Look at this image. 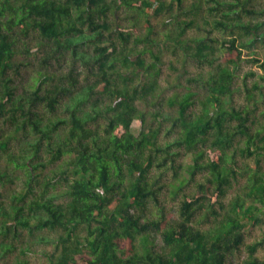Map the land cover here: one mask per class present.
Instances as JSON below:
<instances>
[{
	"label": "trees",
	"instance_id": "16d2710c",
	"mask_svg": "<svg viewBox=\"0 0 264 264\" xmlns=\"http://www.w3.org/2000/svg\"><path fill=\"white\" fill-rule=\"evenodd\" d=\"M261 3L0 0V264H264Z\"/></svg>",
	"mask_w": 264,
	"mask_h": 264
},
{
	"label": "rangeland",
	"instance_id": "374dc122",
	"mask_svg": "<svg viewBox=\"0 0 264 264\" xmlns=\"http://www.w3.org/2000/svg\"><path fill=\"white\" fill-rule=\"evenodd\" d=\"M261 7H264V0H261ZM264 20V17H263ZM154 21V20H153ZM195 33L191 32V36H194ZM259 58L261 61L259 63H255L253 62L252 58ZM171 57H166L165 58V63L164 65H162V75H161V85H162V90L165 89V93L166 95H170L172 94L175 90L176 87H179V83L180 82H184V81H178L177 80V75L179 73H184V71H189V72H195L197 71V69H199V66L196 62H192L189 61L187 62L185 65L183 63H179V65L177 66L178 71H174L169 67V61H170ZM263 62V51L261 49H256V52H253L249 49H243L242 51V62H241V69H240V78H244V76L246 75V73H248L249 71L253 70L256 71L258 73H263L264 71L262 70V68L260 67L261 63ZM53 66V68H51L50 70L53 72H60L62 70L67 71L68 67L65 65V67H63L64 65L61 64H56ZM63 67V68H62ZM37 68V67H36ZM31 69H35V68H31ZM31 72V70L29 71ZM182 80V79H181ZM181 87V85H180ZM263 125H264V120L262 121ZM261 124V122H260ZM136 133H138V129H134ZM189 161V157L186 159ZM21 185V184H20ZM20 185L17 186V188H20ZM14 187V186H13ZM12 187V188H13ZM2 192H4L5 195H9L11 194L10 192L13 191L11 189H9L8 187H1L0 189ZM231 198V194H229L228 199ZM168 208L173 211L176 210L177 208V201L176 200H170L166 202ZM173 209V210H172ZM172 215V213H171ZM264 237V224L262 225H257L254 227V229H252L251 233L247 236V240H246V244H253L254 242L257 241H261ZM259 258H264V245L258 250L257 253ZM240 260H246V258H248V252L246 250V248L242 251L241 257H239ZM30 259L32 260V264H47L46 260H44L41 256L39 255H32L30 257Z\"/></svg>",
	"mask_w": 264,
	"mask_h": 264
}]
</instances>
